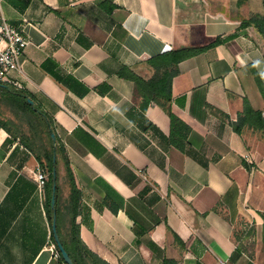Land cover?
<instances>
[{"label": "crops", "instance_id": "obj_1", "mask_svg": "<svg viewBox=\"0 0 264 264\" xmlns=\"http://www.w3.org/2000/svg\"><path fill=\"white\" fill-rule=\"evenodd\" d=\"M237 1L0 0L30 38L0 100L46 119L27 107L23 133L0 116V264H65L35 178L52 131L66 240L70 168L80 236L108 264H264V38L242 26L264 6ZM173 70L183 147L131 79Z\"/></svg>", "mask_w": 264, "mask_h": 264}, {"label": "trees", "instance_id": "obj_2", "mask_svg": "<svg viewBox=\"0 0 264 264\" xmlns=\"http://www.w3.org/2000/svg\"><path fill=\"white\" fill-rule=\"evenodd\" d=\"M243 0H239V3H242ZM264 1V0H263ZM248 25H254L258 31L262 34L264 38V15L263 14H254L251 17L245 19L242 21V26L246 27ZM176 56L172 61L174 63H178L183 59L184 55H178L176 53ZM176 71H165L162 75L163 80L161 82L152 81L147 82L145 79H143L141 76L134 74L131 79H133L139 88H141L142 92L145 94L146 97L150 98L151 96H154L156 99V102L167 111L171 118L172 123V132L170 135L171 141L180 146L183 147V144L185 141H187L188 134L190 131V127L182 121L173 111L171 106V100H172V93H171V87H172V78L175 75ZM20 94L24 93L23 91H18ZM24 96V95H22ZM26 97V98H25ZM25 104L26 107H28L29 110H31L33 113L37 114V117L42 121V119H45V116L41 114L40 110L37 106H32L30 102L28 101V96H25ZM47 123L52 125V129L55 131V127L53 126V122L51 118L48 119ZM57 136V143L56 145L52 146V149L44 148V157L38 152V159L42 166H48L50 168V172H48V182L46 181L44 187L46 189L47 194V210L48 215L51 221L53 220V208L51 205L52 201V195H53V167H54V149H57V154L61 148V141ZM32 147V146H31ZM44 160H43V158ZM57 170H58V157H57ZM69 175L71 176L73 180V192L71 197V203L68 205L67 209L70 214V230H69V241L66 240L61 232H60V221L62 216V206H61V199L59 194V186L57 184V191H56V208L58 212L57 216V226L59 235L61 237V240L63 244L65 245L66 249L70 253L71 257L75 261L76 264H108L105 260H103L99 255H97L95 252H93L82 240L80 236V223L77 221V217L81 210V191L77 188L75 184V180L73 179V173L70 168H68ZM58 180H59V172H58ZM54 239V243L56 246V249L60 255L61 260L67 264L62 256V253L60 252L58 245Z\"/></svg>", "mask_w": 264, "mask_h": 264}, {"label": "built area", "instance_id": "obj_3", "mask_svg": "<svg viewBox=\"0 0 264 264\" xmlns=\"http://www.w3.org/2000/svg\"><path fill=\"white\" fill-rule=\"evenodd\" d=\"M29 42V36L22 28H17L9 22L0 5V82L13 83L21 87L9 74L13 69H21V57ZM35 178L39 187L44 188L48 180L47 171L39 168ZM56 256L60 257L58 251Z\"/></svg>", "mask_w": 264, "mask_h": 264}, {"label": "rangeland", "instance_id": "obj_4", "mask_svg": "<svg viewBox=\"0 0 264 264\" xmlns=\"http://www.w3.org/2000/svg\"><path fill=\"white\" fill-rule=\"evenodd\" d=\"M244 1H242L243 3ZM259 0L256 1H251L249 3V8L248 10V14H253V12L259 8V6L262 5L264 6V1H261V4L259 5ZM239 0L237 1V8L240 7ZM247 7V6H246ZM254 15V14H253ZM21 105V104H19ZM21 107V108H20ZM20 107H12L7 105V102L4 101L3 99L0 100V116L2 117V119L4 121H7L11 124V126L14 129H17L18 127L20 128L21 132H25L28 133V131H30V123L29 121L26 119V116H31V113H28L27 107L25 106H20ZM23 107V108H22ZM25 107V108H24ZM34 117V114L32 115ZM44 142L43 137L40 139ZM46 170L48 172H50V168L48 166H45Z\"/></svg>", "mask_w": 264, "mask_h": 264}, {"label": "water", "instance_id": "obj_5", "mask_svg": "<svg viewBox=\"0 0 264 264\" xmlns=\"http://www.w3.org/2000/svg\"><path fill=\"white\" fill-rule=\"evenodd\" d=\"M29 101L34 104L35 102L32 99ZM52 138L56 141V134L55 132H51ZM57 184H58V170H57V152L56 149L54 151V167H53V195L51 205L53 208V234L55 241L58 245L60 252L62 253L63 259L67 264H76L73 258L71 257L70 253L66 249L65 245L63 244L61 237L59 235L58 226H57V208H56V191H57Z\"/></svg>", "mask_w": 264, "mask_h": 264}]
</instances>
